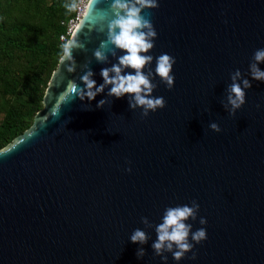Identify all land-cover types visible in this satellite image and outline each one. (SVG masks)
<instances>
[{
    "label": "water",
    "instance_id": "water-1",
    "mask_svg": "<svg viewBox=\"0 0 264 264\" xmlns=\"http://www.w3.org/2000/svg\"><path fill=\"white\" fill-rule=\"evenodd\" d=\"M111 2L96 4L104 30L80 33L87 50L74 51L76 71L58 60L33 122L0 148V264H264V81L249 74L264 48V0H158L143 10L157 32L152 96L166 101L147 117L127 94L97 108L108 88L91 102L70 91L72 80L83 86V65L98 86L101 69L117 62L94 57ZM163 53L176 60L171 89L155 75ZM236 69L252 86L230 115L222 102ZM193 200L197 218L186 223L207 238L190 236L192 251L164 261L151 247L155 225L167 207ZM137 228L149 236L144 245L130 240Z\"/></svg>",
    "mask_w": 264,
    "mask_h": 264
},
{
    "label": "clouds",
    "instance_id": "clouds-1",
    "mask_svg": "<svg viewBox=\"0 0 264 264\" xmlns=\"http://www.w3.org/2000/svg\"><path fill=\"white\" fill-rule=\"evenodd\" d=\"M99 0H67L63 5L67 13L76 12L79 14L78 22L70 30L68 38L61 37L62 54L59 62L64 65L68 73H73L77 68V61L74 51H86L85 44L81 41L80 33L87 29L88 32L93 30L103 31V26L97 27L99 21L105 19V15L97 16L99 11L96 4ZM83 5V7H82ZM159 7L158 0H112L110 5L112 18L107 23L106 39L100 42V46L94 51V57L98 63L108 64L109 56L116 59L110 67H104L100 71L103 83L97 86L93 79L95 73L87 64L83 65L87 70L80 77L83 86L76 84L72 80L71 92L81 101L91 102L100 93L108 88L107 96L97 102L96 107L101 108L108 102V97L122 98L127 94L130 109H142V116L147 117L149 112H155L158 108L166 106L165 99L154 97L152 93L157 84L152 82L154 73L150 65L154 57L150 50L154 47V38L157 32L149 18L143 15V10ZM117 50L122 55H117ZM156 67L155 75L160 77L162 83L168 89L174 86L175 77L172 74L175 57L163 53L155 58ZM264 63V48L257 49L254 52L253 60L249 64V74L253 80L264 81V70H261L259 64ZM147 68V72L144 69ZM131 69L133 71H126ZM231 75L232 83L226 88V102H222L223 107L234 115L237 109H240L246 102L245 89L251 88V80L243 78L239 69H236ZM109 86H111L109 88ZM53 114H56L54 108ZM209 127L220 132L221 128L215 122L210 123ZM131 171V168L126 169ZM200 205L193 200L191 206L182 205L176 207H167L162 217V222L155 225L157 239L152 243L155 255L167 261V255L172 253L173 258L179 261L184 258L185 254L192 251L194 245L190 242L195 241L197 244L207 238L205 228H199L192 231V224L186 223L189 219L196 220ZM141 222L146 227H152L147 217H141ZM199 223L206 224V218L200 217ZM148 234L137 228L130 235L133 243L144 245L148 242ZM146 254L145 249H137V258L141 259ZM196 253L193 252L191 258L195 259Z\"/></svg>",
    "mask_w": 264,
    "mask_h": 264
},
{
    "label": "trees",
    "instance_id": "trees-1",
    "mask_svg": "<svg viewBox=\"0 0 264 264\" xmlns=\"http://www.w3.org/2000/svg\"><path fill=\"white\" fill-rule=\"evenodd\" d=\"M67 0H0V148L22 133L62 54L61 35L76 12Z\"/></svg>",
    "mask_w": 264,
    "mask_h": 264
},
{
    "label": "built area",
    "instance_id": "built-area-1",
    "mask_svg": "<svg viewBox=\"0 0 264 264\" xmlns=\"http://www.w3.org/2000/svg\"><path fill=\"white\" fill-rule=\"evenodd\" d=\"M84 2L86 3L87 0H84ZM82 7H83V5H82ZM78 19H79V14L76 13V14H75V17L72 18V19L69 21V23H68L67 34H69L70 30H71V29L74 27V25L77 23ZM61 37H65V35H61ZM61 37H60V38H61Z\"/></svg>",
    "mask_w": 264,
    "mask_h": 264
},
{
    "label": "rangeland",
    "instance_id": "rangeland-1",
    "mask_svg": "<svg viewBox=\"0 0 264 264\" xmlns=\"http://www.w3.org/2000/svg\"><path fill=\"white\" fill-rule=\"evenodd\" d=\"M1 118H2V114H0V120H1ZM2 148V147H1Z\"/></svg>",
    "mask_w": 264,
    "mask_h": 264
}]
</instances>
